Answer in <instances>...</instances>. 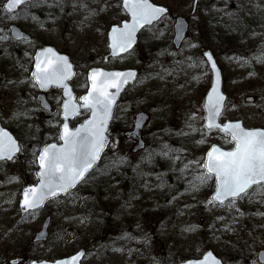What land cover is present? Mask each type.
<instances>
[{
    "label": "rangeland",
    "instance_id": "rangeland-1",
    "mask_svg": "<svg viewBox=\"0 0 264 264\" xmlns=\"http://www.w3.org/2000/svg\"><path fill=\"white\" fill-rule=\"evenodd\" d=\"M170 13L139 35L128 53L105 59L107 31L127 14L121 0H33L16 12L0 0V118L21 141V152L0 165V264H30L84 248L85 264H179L211 247L225 264H264V183L239 198L216 203L214 176L204 167L212 143L233 148L235 140L204 125L203 101L211 71L203 56L213 50L228 100L222 120L242 118L264 127V0H154ZM190 26L173 44L177 15ZM31 33L16 40L9 24ZM202 28V30H201ZM53 44L76 67L77 98L88 87V69L136 67L137 79L116 104L110 143L97 167L66 194L22 212L26 184L36 183L43 145L60 141L61 91L48 92L43 108L31 70L36 49ZM149 118L145 141L125 135L134 116ZM89 110L71 119L74 126ZM50 216L46 239L36 232ZM19 258L18 262H12Z\"/></svg>",
    "mask_w": 264,
    "mask_h": 264
},
{
    "label": "water",
    "instance_id": "water-1",
    "mask_svg": "<svg viewBox=\"0 0 264 264\" xmlns=\"http://www.w3.org/2000/svg\"><path fill=\"white\" fill-rule=\"evenodd\" d=\"M31 0H5L4 7L9 12L17 11ZM199 0H193V13ZM123 9L128 14L120 23L110 25L108 35L109 51L104 55L107 60L133 50L139 40L141 30L161 20L170 11L166 4L154 0H121ZM14 39H30L31 34L16 23L9 25ZM189 29V20L179 14L174 22L173 43L179 47ZM203 55L211 69V83L205 94L203 108L205 127L219 128L226 131L236 141L233 148H226L213 143L207 149L204 167L207 173L214 175L215 188L211 201L220 203L240 197L253 186L264 183V127L247 126L242 118L221 120L226 107L228 93L224 90V76L212 49L204 50ZM32 68L34 80L40 87L38 98L41 105L51 109L46 91L51 86L62 87L60 138L61 141H49L43 145L38 155L37 183L26 184L22 189L20 206L22 212L42 207L48 200L66 194L74 188L97 166L110 141V123L114 109L123 90L134 82L139 70L136 67L105 68L93 66L88 71V88L76 99L71 79L76 73L74 62L66 52L59 51L53 44L37 48ZM81 109H90V113L76 126L71 125V118ZM149 118V113L140 110L135 114L134 127L125 133L140 135V129ZM144 140L139 136L135 149L142 148ZM21 151L17 136L0 119V162L13 160ZM50 216H47L35 239H46ZM85 249L54 259H32L30 264H85ZM264 261V248L258 253ZM15 258L12 261L18 262ZM179 264H225L224 260L211 247L199 256L187 257Z\"/></svg>",
    "mask_w": 264,
    "mask_h": 264
},
{
    "label": "flooded vegetation",
    "instance_id": "flooded-vegetation-1",
    "mask_svg": "<svg viewBox=\"0 0 264 264\" xmlns=\"http://www.w3.org/2000/svg\"><path fill=\"white\" fill-rule=\"evenodd\" d=\"M51 88H56V87H51ZM50 88V89H51ZM49 89V90H50ZM57 89H59L60 91H61V94H62V88H57ZM49 90L46 92V94H47V97H48V99H49V96H48V92H49ZM37 98H38V94H37ZM50 100V99H49ZM62 100H63V95H62ZM62 100H61V102H62ZM50 102H51V100H50ZM40 103V102H39ZM51 105H52V102H51ZM52 107H53V105L51 106V109H52ZM60 109H61V103H60ZM11 129V128H10ZM12 130V129H11ZM13 131V130H12ZM14 132V131H13ZM15 133V132H14Z\"/></svg>",
    "mask_w": 264,
    "mask_h": 264
},
{
    "label": "trees",
    "instance_id": "trees-1",
    "mask_svg": "<svg viewBox=\"0 0 264 264\" xmlns=\"http://www.w3.org/2000/svg\"><path fill=\"white\" fill-rule=\"evenodd\" d=\"M201 30H202V28H201Z\"/></svg>",
    "mask_w": 264,
    "mask_h": 264
}]
</instances>
